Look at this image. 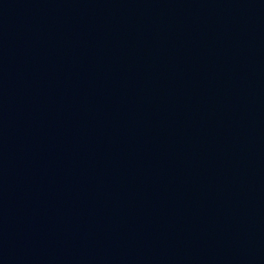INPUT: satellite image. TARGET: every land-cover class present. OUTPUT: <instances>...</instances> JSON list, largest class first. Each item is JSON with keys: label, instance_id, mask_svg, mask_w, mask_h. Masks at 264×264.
<instances>
[{"label": "water", "instance_id": "95a60500", "mask_svg": "<svg viewBox=\"0 0 264 264\" xmlns=\"http://www.w3.org/2000/svg\"><path fill=\"white\" fill-rule=\"evenodd\" d=\"M0 194L74 264H264V0H0Z\"/></svg>", "mask_w": 264, "mask_h": 264}]
</instances>
